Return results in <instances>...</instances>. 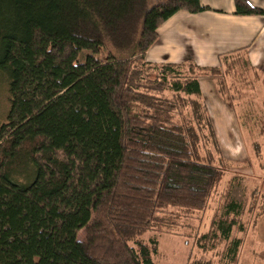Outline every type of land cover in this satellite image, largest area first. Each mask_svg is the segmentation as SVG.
Instances as JSON below:
<instances>
[{
	"label": "trees",
	"instance_id": "trees-1",
	"mask_svg": "<svg viewBox=\"0 0 264 264\" xmlns=\"http://www.w3.org/2000/svg\"><path fill=\"white\" fill-rule=\"evenodd\" d=\"M143 2L0 0V264H154L157 240L143 235L207 208L223 171L203 153L215 140L199 81L145 77L136 63L170 16L207 8ZM135 18L130 54L103 55L125 48ZM224 206L196 244L228 242L233 261L243 207Z\"/></svg>",
	"mask_w": 264,
	"mask_h": 264
},
{
	"label": "rangeland",
	"instance_id": "rangeland-1",
	"mask_svg": "<svg viewBox=\"0 0 264 264\" xmlns=\"http://www.w3.org/2000/svg\"><path fill=\"white\" fill-rule=\"evenodd\" d=\"M157 1L145 0L143 8H150ZM136 21L137 18L132 23V32L129 26V30L120 37L123 41L118 40L121 43L125 41V48L116 50L120 46L116 45L114 49L110 42L111 45H107L102 54L106 55L107 50L119 57L130 54L140 28ZM135 33L137 36L132 43ZM194 45H188L186 54L192 52ZM259 54L262 52L259 51ZM260 55L254 57L250 51L243 55L227 56L224 68L212 70L210 75H214V79L211 83L203 82L202 103L215 140L212 143L208 137L205 138L203 153H211L213 162L221 167L223 177L204 211L192 212L174 220L176 224L170 227L143 235L144 241L150 238L157 240L154 264H191L195 260L210 261L212 264H264V64L254 61ZM144 62L136 61L145 77H161L159 71L163 69L155 70ZM172 69L175 70H169L166 76H162L191 77L180 67ZM3 98L1 95L0 109L6 105ZM230 199L240 202L243 207L237 217L243 231L235 226L231 234V239L240 238L242 241L233 261L222 258L228 242H216L213 248L205 250L199 249L196 244L198 237L210 230L212 218L223 213L224 205ZM82 235L83 229H76L72 233L75 238Z\"/></svg>",
	"mask_w": 264,
	"mask_h": 264
},
{
	"label": "crops",
	"instance_id": "crops-1",
	"mask_svg": "<svg viewBox=\"0 0 264 264\" xmlns=\"http://www.w3.org/2000/svg\"><path fill=\"white\" fill-rule=\"evenodd\" d=\"M199 1L207 9L197 13L177 11L157 28V40L144 58L148 65L163 69L159 71L161 76L180 67L197 78L202 90L203 82L214 79L212 70L224 68L227 56L251 51L257 57L261 51V58L254 61L264 64V15L236 14L234 0ZM248 2L264 9V0ZM192 43L195 45L188 55L185 51Z\"/></svg>",
	"mask_w": 264,
	"mask_h": 264
}]
</instances>
